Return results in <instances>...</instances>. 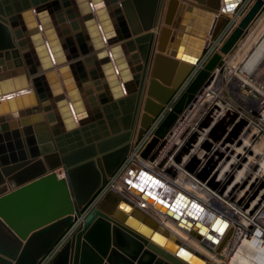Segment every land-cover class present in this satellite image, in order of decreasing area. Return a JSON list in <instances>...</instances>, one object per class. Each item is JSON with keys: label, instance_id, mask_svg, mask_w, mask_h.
<instances>
[{"label": "water", "instance_id": "water-1", "mask_svg": "<svg viewBox=\"0 0 264 264\" xmlns=\"http://www.w3.org/2000/svg\"><path fill=\"white\" fill-rule=\"evenodd\" d=\"M263 14L264 0H0V264H40L71 229L48 264H217L158 215L223 260L231 230L215 246L222 218L195 197L140 163L116 181L126 193L109 184L162 117L139 153L158 159ZM199 164L185 170L217 189Z\"/></svg>", "mask_w": 264, "mask_h": 264}, {"label": "bare ground", "instance_id": "bare-ground-1", "mask_svg": "<svg viewBox=\"0 0 264 264\" xmlns=\"http://www.w3.org/2000/svg\"><path fill=\"white\" fill-rule=\"evenodd\" d=\"M254 27H255V24H254ZM256 34L257 36H259L258 35L259 33H256ZM251 39H253L252 36L249 40L248 39L246 40L247 42L244 43L243 47L240 49L247 50L250 46H252L253 43ZM240 51L238 52L240 53ZM238 52L236 53L237 54L236 58L238 56ZM246 58H247V55H246ZM236 61L238 62V60ZM263 65H264V38L262 39L261 43L256 47L255 51L251 54L250 58L245 63L244 68L247 70H250V69L254 70L255 68H257L256 71L258 72L259 69ZM215 89H213V92H214L213 98L209 96L202 98L194 106V108L186 114L183 121L180 122L178 128L175 129L172 136L169 138V140H167L166 146L160 151L158 159L153 164H149L145 161H141L140 159H137L136 160L137 162L134 164L138 166L137 163H140L139 167H146L152 171H155L162 181H165V182L169 181V184H168L169 186H173L176 189H180L192 195L198 201L202 202V205L204 207L208 208L212 212H217L219 214V216L222 219L220 222L216 223V226L217 227L221 226L219 228L221 233H219L220 238L216 241L215 246H217L220 243L221 239L224 237V235L228 233L229 230H231V232L229 233L228 239L226 240L224 244V248L222 249V255L224 259L219 260L216 256L203 250L198 245V243L192 240L188 241L187 237L179 229H177L174 225L169 223L166 219L158 215V218L162 220L163 222H165L169 229H171L177 235L182 237L185 241H187V243H189L190 245H193V247L202 251V253H204L208 258L212 259V261H215V263L217 264H233L230 262L231 260L234 262H238L237 260H239V258L236 257V255L242 256V259H244L245 261L246 260L250 261L253 264H264V233H263L264 231V212H263L264 202L258 201L259 202V203L257 202L258 204H254V202H252L246 208H239L228 202L230 198L235 200L239 197L240 194L245 193V188H243L244 191L240 190L239 192H237L239 195L238 194L232 195V193L235 190L239 189L237 188L238 182H241L244 179V176H245L244 171L247 169V167H245L242 170L235 171L234 175H233V172H230L231 179L225 184L223 183V180L226 177L225 175L227 174V171L229 172V170L225 169L227 168V164H225V162H221V165H219V161H218V165H217V162H216V166L218 167H215L216 171L214 172V176H213V178L216 179L215 183H217L216 190H212L210 187H207L206 183L197 182L195 180L196 178L193 177L192 174H190L189 172L185 170V166L191 163L193 158H196L198 161H201V163L198 165L196 169V173L199 172L202 165H206L207 163L206 162L207 159L205 158V155L202 152L201 147H200L204 138L207 136V128H204L202 130L197 128L198 120L199 119L202 120L205 117L204 112L208 110L210 106L214 105L211 115L207 118L209 128L215 125L216 122L220 123L223 121H227L226 118L229 117L230 115V114H227V115L221 114L222 110L216 107V105L217 104L219 105V103L214 104L218 101L217 97L222 96V93L220 90L221 86L216 87L215 85ZM212 101L214 102L213 105L211 104L209 105V103ZM215 109H217V111H215ZM194 132L196 135V141L194 142V144L191 145V148L189 151L185 153L183 151L181 152L180 147L188 139L189 135ZM208 139L210 140L211 138H208ZM245 143L247 144L248 140H246ZM236 150L239 151V149H236ZM257 150L259 149L256 148V151ZM216 154H218V152H216ZM216 154H210V158L214 162V165H215V161L219 160L216 158ZM176 155L180 157L179 163H175L174 161L173 157ZM232 156L234 155L232 154L231 157ZM163 160H164V162L162 163L163 167L161 168L162 171L161 170L159 171L156 169L158 167L157 165L159 162H162ZM261 165H264V161L261 162ZM167 168L174 170L176 172L177 179H175V181H171L168 178V176L164 175L163 170ZM59 173L61 174V172ZM261 173L262 171L258 173V176H260ZM115 186L116 187L118 186V189L123 191V193L124 192L126 193V190L120 183L116 182ZM220 194L224 196L225 198L223 199L222 197L221 198L218 197ZM145 207L147 206L145 205ZM178 209L180 210V208ZM222 222H224V225H222ZM200 225H203V224L201 223ZM255 225L257 226V228L255 227L256 229L254 228L255 233L253 231L248 236V232H250L253 229V226Z\"/></svg>", "mask_w": 264, "mask_h": 264}, {"label": "built area", "instance_id": "built-area-1", "mask_svg": "<svg viewBox=\"0 0 264 264\" xmlns=\"http://www.w3.org/2000/svg\"><path fill=\"white\" fill-rule=\"evenodd\" d=\"M224 36L225 35L221 37L218 43L221 42ZM217 46H215V48ZM232 60V56L228 57L225 60L223 71L216 75L212 84L199 98V101L207 96L213 98V89H215V85L216 87L221 86L220 90L222 96L217 97L218 101L216 103L212 101L209 103V105H213V103H219V105L217 104L216 107L222 110L221 114H230L229 117L226 118L227 121L222 122L224 123V125L226 124L225 132L221 134L218 141L213 142L212 138L210 140L208 139L210 137L208 136L207 128V136L204 138L203 142L208 141L211 145V149L209 152H206L204 149L201 150L204 155L207 154V156H205L207 160L210 157V154H216V152H218V154H216V158L219 160L215 161L214 168L212 170V173L210 174L211 177L216 171L215 167H218L216 166V162L217 165L218 161L219 165H221V162H225V164H227V168L225 169L229 170V172L227 171V174L225 175L226 177L223 180V183L225 184L231 179L230 172H233L234 175L235 171H239L247 167V169L244 171V179L241 182H238L237 188L239 189L235 190L232 195L238 194L237 192H239L240 190L244 191L243 188H245V193L240 195L238 194L239 197L237 199L233 200L232 198H230V200L228 201L230 204H233L236 207L246 208L252 202H254V204H258V201L264 202V165H261V162L264 161V65L259 69L258 72L256 71L257 68H255L254 70L245 69V64L243 65V67L236 70L232 65ZM254 78L258 79L259 81L257 85H254L253 83ZM213 106H210L208 110L204 112V115L208 114L210 116L213 111ZM215 111H217V109H215ZM161 119L162 117L158 118L145 133L143 138L134 144L131 156L124 163L121 170L117 173V176L110 182L109 187L114 186L115 182L122 175L123 171L130 164L135 163V161L139 159L140 151L152 137L153 132ZM241 121H244L245 124L237 129L238 131L235 138L232 139V141L226 140L227 137H229V133L236 125L240 124ZM199 122L200 119L198 120L197 125L199 124ZM246 140H248L247 144L245 143ZM256 148H258L259 150L256 151ZM236 149H239V151H237ZM232 154L234 156L231 157ZM204 166L205 165H202V167ZM260 171H262V173L260 176H258V173ZM192 176L196 178L195 180L197 182L206 183L207 185V182H202L194 174H192ZM211 177H209V179ZM207 187L209 186L207 185ZM218 197H222L223 199L225 198L221 194ZM239 204H242V206H237ZM255 227L257 228V226L255 225L253 226V229ZM253 229H250L251 231L248 232V236L253 231L255 233V229ZM71 230L62 238L55 249L51 251L40 264L49 263L56 252L61 248L63 243L71 235Z\"/></svg>", "mask_w": 264, "mask_h": 264}, {"label": "rangeland", "instance_id": "rangeland-1", "mask_svg": "<svg viewBox=\"0 0 264 264\" xmlns=\"http://www.w3.org/2000/svg\"><path fill=\"white\" fill-rule=\"evenodd\" d=\"M244 10V9H243ZM242 10V11H243ZM263 17V18H262ZM257 23H255V27L253 26L252 27V32H251V29H250V31H249V33H248V35L242 40V41H244V42H242V44L235 50V54L233 55H231V56H233L232 58H233V60H232V64H233V66H234V68L237 70L238 68H241V67H243V65L245 64V62L247 61V59L251 56V54L255 51V49H256V47L261 43V41H262V39L264 38V14L261 16V18H259L257 21H256ZM260 24V25H259ZM263 24V25H262ZM262 25V26H261ZM256 27H257V29H256ZM262 27V28H261ZM255 28V29H254ZM262 31H261V30ZM259 31V32H258ZM256 33H259L258 35L259 36H257V34ZM252 36V38L253 39H251V41H252V43L254 44H252V46H250L249 48H251V49H247V50H244V49H240V48H242L243 47V45H244V43H246L247 41V39L249 40L250 38H251V36ZM257 36V38H256V36ZM254 36V37H253ZM250 37V38H249ZM256 38V39H255ZM255 43H254V42ZM256 45V46H255ZM241 50V51H240ZM250 50V51H249ZM238 51H240V53L238 52ZM245 51V52H244ZM248 51V52H247ZM238 52V56H237V58H236V53ZM242 52V53H241ZM246 55H247V58H246ZM242 58V59H241ZM236 60H238V62L236 61ZM244 62V63H243ZM236 63V64H235ZM236 65V66H235ZM238 66V67H237ZM256 81V82H255ZM258 81V79H256V78H254L253 79V83H254V85H257V83H259V81ZM256 83V84H255ZM237 206H242V204L240 205H237ZM236 257H238L239 258V260H237L238 262H234V261H230L231 263H233V264H253V263H251L250 261H245L244 259H242V256H238V255H236Z\"/></svg>", "mask_w": 264, "mask_h": 264}, {"label": "crops", "instance_id": "crops-1", "mask_svg": "<svg viewBox=\"0 0 264 264\" xmlns=\"http://www.w3.org/2000/svg\"><path fill=\"white\" fill-rule=\"evenodd\" d=\"M251 30H252V28H251ZM242 42H244V41H242ZM242 42H240L239 44L241 45V44H242ZM239 44H238V47L240 46ZM234 54H235V53H234ZM234 54H233V55H234Z\"/></svg>", "mask_w": 264, "mask_h": 264}]
</instances>
